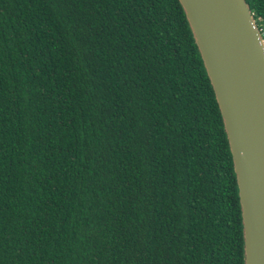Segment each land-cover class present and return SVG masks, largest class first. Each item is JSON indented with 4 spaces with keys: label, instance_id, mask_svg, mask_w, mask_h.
Listing matches in <instances>:
<instances>
[{
    "label": "trees",
    "instance_id": "obj_1",
    "mask_svg": "<svg viewBox=\"0 0 264 264\" xmlns=\"http://www.w3.org/2000/svg\"><path fill=\"white\" fill-rule=\"evenodd\" d=\"M243 246L180 1L0 0V264H244Z\"/></svg>",
    "mask_w": 264,
    "mask_h": 264
},
{
    "label": "water",
    "instance_id": "obj_2",
    "mask_svg": "<svg viewBox=\"0 0 264 264\" xmlns=\"http://www.w3.org/2000/svg\"><path fill=\"white\" fill-rule=\"evenodd\" d=\"M222 115L241 205L244 264H264V38L245 0H179Z\"/></svg>",
    "mask_w": 264,
    "mask_h": 264
},
{
    "label": "rangeland",
    "instance_id": "obj_3",
    "mask_svg": "<svg viewBox=\"0 0 264 264\" xmlns=\"http://www.w3.org/2000/svg\"><path fill=\"white\" fill-rule=\"evenodd\" d=\"M263 36V35H262Z\"/></svg>",
    "mask_w": 264,
    "mask_h": 264
}]
</instances>
